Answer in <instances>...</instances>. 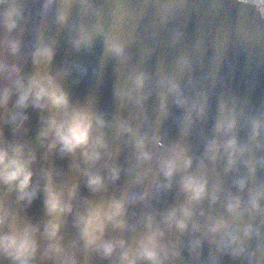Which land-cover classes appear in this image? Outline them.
<instances>
[{
    "label": "water",
    "instance_id": "1",
    "mask_svg": "<svg viewBox=\"0 0 264 264\" xmlns=\"http://www.w3.org/2000/svg\"><path fill=\"white\" fill-rule=\"evenodd\" d=\"M11 7L22 13L14 32L3 26ZM13 41L20 44L18 55L11 54ZM112 42L121 55L109 51ZM42 44L53 56L37 64L33 52ZM0 63L18 67L25 82L52 77L67 94L69 111L83 109L105 122L92 132L104 141L100 159L87 162L81 150L61 154L47 147L50 140L41 142L44 121L62 113L17 109L15 92L0 106V143L23 144L35 157L30 203L0 184V208L38 228L31 264H127L125 252L135 264H153L139 255L152 232L159 233L150 245L155 264H264V14L255 0H0ZM137 76L143 77L140 88ZM11 87L0 75V90ZM18 111L27 118L16 129L10 120ZM226 117L235 127L218 130ZM231 139L235 151L225 149ZM212 141L217 150L209 153ZM142 151L150 159H142ZM178 151L191 167L166 178L161 161ZM46 173L72 206L55 240L44 235L51 219ZM89 174L102 177L99 190L88 186ZM187 175L205 182L201 200L182 190ZM113 200L125 203L124 227L108 223L101 239L87 244L78 217ZM230 203L238 204L231 212ZM184 208L191 213L184 229L166 220L173 210L183 218ZM220 221L226 227L212 231ZM105 241L116 245L110 256L100 248ZM56 245L59 252L52 250ZM0 262L11 264L2 255Z\"/></svg>",
    "mask_w": 264,
    "mask_h": 264
},
{
    "label": "clouds",
    "instance_id": "2",
    "mask_svg": "<svg viewBox=\"0 0 264 264\" xmlns=\"http://www.w3.org/2000/svg\"><path fill=\"white\" fill-rule=\"evenodd\" d=\"M257 7L264 14V0H255ZM50 6V4H49ZM22 13L19 8L11 7L3 14V26L8 32H14L18 28V19ZM61 21L64 16L59 17ZM80 41L77 42L79 46ZM10 51L12 55H18L20 52V44L18 42H11ZM109 51L116 55H121L122 47L115 42L109 44ZM53 56L52 49L47 45L38 46L33 52V60L35 63L41 61H51ZM18 67H9L7 64L0 63V75H6L11 82V88H3L0 90V106H7L13 92L16 94L15 105L17 109H25L29 106L38 109L50 107L62 113L58 119L53 116L44 121L43 127L39 133L41 142L50 140L47 145L49 149H59L61 154H73L77 150L82 151L87 162H95L100 159L101 153L98 149L105 147L103 138L97 136L92 137L94 126L102 128L104 120L102 117L92 114L83 109H71L69 99L64 90L54 81L50 76H32L25 79L19 76ZM135 85L137 88L143 86V77L137 76L135 78ZM175 87V85H173ZM27 117L21 111L12 115L10 122L19 129L23 121ZM235 127V121L226 117L217 125V129L231 130ZM259 125H254V134ZM131 131V129H124ZM144 141L139 139L137 147L143 149ZM226 150H236V141L231 139L225 145ZM217 150L215 141H212L207 146L209 153H214ZM142 159H150L146 152H141ZM35 157L25 151L23 144H6L0 143V184L7 186L17 192V199L19 201H28L29 203L36 195L35 189H31V180L33 172L30 165ZM231 163V158H230ZM192 161L186 157L182 151H178L172 158L163 159L161 161V170L166 178H171L177 171L190 168ZM117 175L113 172V177ZM45 179V207L47 214L51 217L44 225V235L49 240H55L60 231L61 217L72 211L70 203L63 198V193L58 191L53 185L51 174L46 173ZM88 186L95 190H99L103 186L102 177L99 175L89 174L87 180ZM182 190L189 194L191 201L201 200L206 191L205 182L202 178L194 175H187L182 180ZM75 195L73 188L69 193V197ZM238 204L230 203L228 205L229 211H234ZM253 207H256L253 203ZM183 218L178 217L176 210L168 214L166 220L168 222H175L180 229H184L186 225V218L191 215L187 208L182 209ZM125 215V203L123 200H113L107 206L103 204L90 206L86 214L80 215L77 220V226L80 229L81 238L89 245H95L97 241L103 236L105 227L108 223H112L115 227H124L123 217ZM149 227H151V218L148 220ZM226 227L223 221L217 222L212 228V231H218ZM38 228L28 222H22L14 214L10 213L6 208H0V255L8 258L11 264H31V261L37 250V241L35 234ZM252 231L249 226L245 229V234L248 235ZM159 235L158 232H152L147 238V243L142 245L139 255L153 264L157 261V256L150 245H153L155 239ZM232 241L237 238L228 234ZM120 247H123V241L119 242ZM116 245L111 241H105L100 245L101 250L106 256H110ZM59 252L58 245L53 246V249ZM122 260L127 264H135V259L130 258L125 252ZM2 264V262H0Z\"/></svg>",
    "mask_w": 264,
    "mask_h": 264
}]
</instances>
